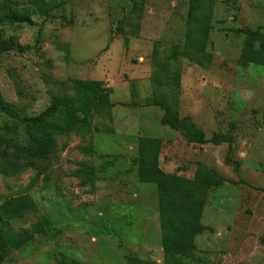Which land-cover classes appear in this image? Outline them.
I'll list each match as a JSON object with an SVG mask.
<instances>
[{
  "label": "rangeland",
  "instance_id": "1",
  "mask_svg": "<svg viewBox=\"0 0 264 264\" xmlns=\"http://www.w3.org/2000/svg\"><path fill=\"white\" fill-rule=\"evenodd\" d=\"M7 1L32 24L1 27L29 47L0 56L5 101L35 116L74 99L71 81H100L111 106L56 136L43 174L0 175V204L37 206L9 228L50 224L0 264H163L160 188L181 203L174 219L199 214L191 264H264V0ZM160 105L179 123L161 125ZM1 133L27 144L2 115ZM140 139L158 144L149 184L137 179Z\"/></svg>",
  "mask_w": 264,
  "mask_h": 264
},
{
  "label": "trees",
  "instance_id": "2",
  "mask_svg": "<svg viewBox=\"0 0 264 264\" xmlns=\"http://www.w3.org/2000/svg\"><path fill=\"white\" fill-rule=\"evenodd\" d=\"M8 8V9H7ZM17 5L6 0L0 4V56L9 52L25 53L29 47L19 45L14 39H5L1 27H13L22 23L31 25L29 17L19 15L15 11ZM40 15L46 16L48 9L44 5L36 8ZM65 86L64 83H62ZM69 88L74 91V99L52 97L49 105L35 116L21 117L15 104L5 101L0 94V115L9 118L13 128L22 126L28 136L27 144H21L10 133L0 134V175L15 177L24 169L35 170L37 176L46 172L49 166L48 157L54 149V138L67 135L70 132L88 129V119L91 114L101 113V105L111 106L101 96L100 81H71ZM152 107V105H146ZM163 111L160 123L171 126L179 123L176 118H168L169 108L160 105ZM81 113H84L82 117ZM197 134V142L204 144L203 133L191 127ZM158 144L148 139H140L138 144L137 179L140 184H149L160 175L156 167L155 155L152 149ZM145 154L153 159L147 160ZM86 172V169H85ZM82 174V173H79ZM157 180V179H156ZM220 184V182H219ZM175 198L159 189L158 210L161 231V248L163 264H191L193 258L194 237L199 234V214L190 210L188 218L174 219L173 213L181 208ZM37 206L28 195L13 196L0 204V256L8 249H19L31 242L34 237L45 229L50 228L48 220L44 217L25 229L14 230L9 228L11 223L22 220L26 215L36 213ZM126 264H142L134 257H128ZM153 264V263H150Z\"/></svg>",
  "mask_w": 264,
  "mask_h": 264
},
{
  "label": "crops",
  "instance_id": "3",
  "mask_svg": "<svg viewBox=\"0 0 264 264\" xmlns=\"http://www.w3.org/2000/svg\"><path fill=\"white\" fill-rule=\"evenodd\" d=\"M96 139H100L101 140V134L97 135Z\"/></svg>",
  "mask_w": 264,
  "mask_h": 264
}]
</instances>
